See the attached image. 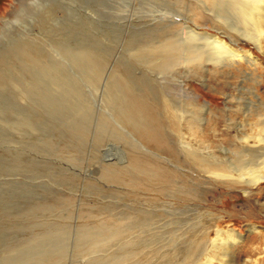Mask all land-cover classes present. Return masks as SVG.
<instances>
[{
    "label": "rangeland",
    "instance_id": "374dc122",
    "mask_svg": "<svg viewBox=\"0 0 264 264\" xmlns=\"http://www.w3.org/2000/svg\"><path fill=\"white\" fill-rule=\"evenodd\" d=\"M215 16L200 0H0V264H176L173 248L196 264L217 228L243 238L228 259L264 264V182L249 195L217 184L179 140L204 149L205 136L210 155L233 157L238 138L256 134L264 53L235 34L236 49L258 64L203 73L183 61L163 65V51L139 52L185 26L234 35ZM127 95L152 99L159 132L176 147L148 143L121 120ZM164 97L180 116L207 106L201 127L216 133L176 131ZM140 152L173 173L131 183L119 172Z\"/></svg>",
    "mask_w": 264,
    "mask_h": 264
},
{
    "label": "bare ground",
    "instance_id": "6f19581e",
    "mask_svg": "<svg viewBox=\"0 0 264 264\" xmlns=\"http://www.w3.org/2000/svg\"><path fill=\"white\" fill-rule=\"evenodd\" d=\"M200 1L205 4L206 10L211 11L216 15L213 18L217 21L222 20L226 24L225 26L232 31L234 35L224 34L221 31H219V35H215L208 33L207 31L199 32L189 26H185L179 31H174L177 38L176 40L166 39L167 41H162L161 43H146L140 47L139 52H142L144 55L143 52L145 49L146 52H148V50L163 51V54L160 57L163 60V65L165 64L169 66L174 64V66H176V62L183 61L186 62V64H194L195 68L203 73L210 71L207 68L209 65H212L215 69L217 68L218 71L225 66L235 67L236 65L242 64L256 66L259 61L250 51L236 49L234 45L237 44V38L234 36L236 34L241 40L246 39L251 41L257 46L261 53H264V0ZM220 35L226 36L228 39H223ZM78 50H76V52ZM136 53L138 54V52ZM82 55L83 51L78 53L76 57H81ZM143 57L148 56L146 55ZM30 60L34 59L32 58ZM166 67L164 66V68ZM15 81L19 82V79L13 78L12 82L14 83ZM30 83L31 82L29 81V84ZM179 87L180 90H182V86L180 85ZM188 98L193 100L189 93ZM164 102L174 110V113L168 117L167 121L170 122V120H172L175 130L181 134L185 128L189 129L191 135H194L196 132H199L200 134L204 131L209 137L210 133H216L213 130H208V127L206 129L201 127L205 123L204 114L209 112L207 106L201 105L202 111L194 112L195 114L191 113L190 115L186 113L185 115L180 116L177 114L175 105L172 104L173 101L170 98L166 97ZM151 103V98L146 99L141 97V95L140 97H130L127 95V109L125 111L127 114L121 113L123 115L125 114L124 118H121V120L130 125L132 129L136 131L140 139L157 145L165 144L168 139L165 133L159 132L161 128V119H158L157 112ZM254 116L260 118V121H257L258 124L256 122V134L253 136L238 138L239 145L234 148L240 150L237 151V153H233V157L228 156L225 151H220L223 156L219 154L216 155L215 152L210 155L208 152L209 145L206 140L203 139L205 136H203L202 139L200 138V143L204 145V149H194L190 144L184 142L185 140L183 138L179 137V140H182L181 144L186 152L185 155L188 156V159L191 160V163L195 167H198L203 173L210 176L217 184L242 187L244 193L247 195H249L255 187L264 182V110L262 111V114H259L258 111L257 113L255 112ZM207 120L209 122L210 118ZM215 126L218 129L221 128L222 120H217ZM223 138V144H228L230 139L228 140L229 135L227 132ZM168 142L169 145L172 144L173 147H176L174 142ZM139 156L142 157L141 160L133 157L131 165L119 172V174L123 175L131 183L147 181L157 183L163 181V178L168 176L167 173L160 174V172L173 173L169 170V167L159 165L158 161L154 158L151 157L149 159L141 152ZM149 162L157 164L151 165ZM135 171L138 173V176L136 177H134ZM177 182L178 181L175 179H169L165 181V184L167 186H172L174 190L176 188V191L185 195L193 193V189H191V187L189 188L187 183L184 186H179ZM184 189H186V191L182 192ZM252 230L255 231L257 229L253 227ZM242 239L243 238L235 231H226L217 228L215 239L210 242L208 248L204 247L207 251L205 254L206 257H204L205 259L196 264H235L233 258L228 259L229 257H233L230 255V250L232 246L240 244ZM164 244L167 246L166 243ZM161 247L163 248V246ZM179 250V254L174 248L170 253L174 258V262H177L176 264H190L192 260L191 257H193L192 252L181 253ZM160 254L162 259H168V252H160ZM168 262L163 263L168 264Z\"/></svg>",
    "mask_w": 264,
    "mask_h": 264
}]
</instances>
